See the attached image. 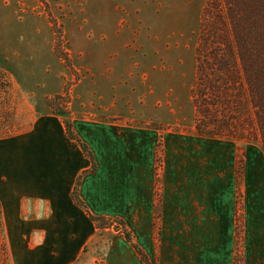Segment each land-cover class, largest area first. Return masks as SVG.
I'll list each match as a JSON object with an SVG mask.
<instances>
[{
	"label": "crops",
	"instance_id": "1",
	"mask_svg": "<svg viewBox=\"0 0 264 264\" xmlns=\"http://www.w3.org/2000/svg\"><path fill=\"white\" fill-rule=\"evenodd\" d=\"M71 124L77 139L60 116L40 115L0 144L1 216L27 264H75L102 231L103 264H264L263 147L122 121ZM93 217L121 221L133 242Z\"/></svg>",
	"mask_w": 264,
	"mask_h": 264
},
{
	"label": "rangeland",
	"instance_id": "2",
	"mask_svg": "<svg viewBox=\"0 0 264 264\" xmlns=\"http://www.w3.org/2000/svg\"><path fill=\"white\" fill-rule=\"evenodd\" d=\"M208 1L0 0V144L26 133L40 115L53 114L67 129L74 119L122 121L156 128L163 136L179 132L235 140L241 151L248 144L263 147L251 126L218 135L199 131V125L217 124L192 98ZM242 164L241 156L239 177ZM163 166L161 141L159 173ZM98 226L125 230L118 220ZM105 234L99 232L75 264H103ZM21 246L0 210V264H27Z\"/></svg>",
	"mask_w": 264,
	"mask_h": 264
},
{
	"label": "trees",
	"instance_id": "3",
	"mask_svg": "<svg viewBox=\"0 0 264 264\" xmlns=\"http://www.w3.org/2000/svg\"><path fill=\"white\" fill-rule=\"evenodd\" d=\"M196 61L193 103L205 118L217 123L213 129L199 125L200 133L218 135L247 125L256 130L264 148V0H209L202 14ZM68 133L77 139L71 124ZM75 199L83 205L77 195ZM124 234L133 242L130 232Z\"/></svg>",
	"mask_w": 264,
	"mask_h": 264
}]
</instances>
